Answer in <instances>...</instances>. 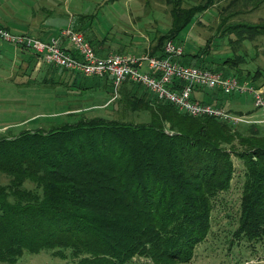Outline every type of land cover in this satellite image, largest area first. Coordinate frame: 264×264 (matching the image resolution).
<instances>
[{
	"label": "trees",
	"instance_id": "obj_1",
	"mask_svg": "<svg viewBox=\"0 0 264 264\" xmlns=\"http://www.w3.org/2000/svg\"><path fill=\"white\" fill-rule=\"evenodd\" d=\"M168 1L170 28L154 38L162 53L150 56H162L166 42L214 0L189 11L178 0ZM228 31L255 41L264 34V21L237 23ZM99 79L105 83L60 85L78 91L101 87L116 100L112 113L119 104L121 113L146 111L149 119L80 114L75 122L0 135V262L17 264L23 256L46 253L54 264H188L202 244L212 242L213 254L222 249V232V256L229 263L261 262L259 126L190 117L149 100L133 82L114 90L110 78Z\"/></svg>",
	"mask_w": 264,
	"mask_h": 264
},
{
	"label": "rangeland",
	"instance_id": "obj_2",
	"mask_svg": "<svg viewBox=\"0 0 264 264\" xmlns=\"http://www.w3.org/2000/svg\"><path fill=\"white\" fill-rule=\"evenodd\" d=\"M205 3H208V0H178L179 8L186 11ZM169 4L168 0H0V25L8 27L12 34L38 37L39 33H36L32 22L37 23V26L44 24L43 28L55 32L68 26L70 19L78 23V18L85 16L80 24H83L88 33L84 35L86 41L92 43L91 39L96 38V33L97 38L106 42L108 53L141 56L146 54L143 51L145 39L142 33L154 37L167 32L170 27ZM204 9V12L196 14L173 40L183 48L185 55H198L199 60L189 57L188 60L194 62L184 63L212 69L225 76L234 75L264 93V34L255 41H241L232 34L229 36L228 31L237 23L247 22L255 25L263 22L264 0H214L211 6ZM18 48L0 39V135L9 131L16 134L21 130L47 129L66 121L75 122L82 117L80 114L88 117L104 116L107 113L113 115L112 119H116L119 113L123 114L119 104L116 113L115 109L113 113L110 111L109 108L116 104V100L111 98L110 93L105 94L101 87L88 91L66 88L60 85V82L67 79L68 72L47 66L52 68L48 75L47 68L42 63L36 68L37 60L30 55H22L25 61L23 64L21 53L26 50ZM227 61H236L238 66L229 65ZM52 75L53 79L50 78ZM45 76H49L46 79L47 85L43 83ZM77 76V83L85 81V86L105 83L103 79ZM25 82L29 85H22ZM204 90L206 92L209 89ZM219 96V104L214 105L237 116L256 117L252 120L257 121L254 124L264 133V114L254 106L251 96H228L221 93ZM147 97L151 101L164 104L150 93ZM199 98L203 100L202 97ZM228 104L231 111L227 108ZM123 117L132 122H145L149 119V113L126 112ZM223 235L222 232V240L218 238L222 241V249L213 254L212 242L202 244L197 248L195 258L188 264H233L229 263L226 255L222 256L226 248V238H223ZM209 239L217 240L213 235ZM226 252L232 253L227 250ZM45 254L23 256L17 264H54L55 261ZM260 261L252 259L241 264H264V259Z\"/></svg>",
	"mask_w": 264,
	"mask_h": 264
},
{
	"label": "built area",
	"instance_id": "obj_3",
	"mask_svg": "<svg viewBox=\"0 0 264 264\" xmlns=\"http://www.w3.org/2000/svg\"><path fill=\"white\" fill-rule=\"evenodd\" d=\"M0 39L33 52L46 67L59 68L84 78L108 77L114 90L126 81L133 82L158 101L190 117H209L233 127L252 123L246 116H237L214 104L196 100L194 92L201 89H217L228 96H251L254 106L264 114L262 90L234 75L225 76L177 62L176 58L181 57L184 50L173 41L166 42L162 56L108 53L101 57L83 34L73 28L62 30L48 41L26 34H12L0 28ZM62 39L71 43V52L61 46Z\"/></svg>",
	"mask_w": 264,
	"mask_h": 264
},
{
	"label": "crops",
	"instance_id": "obj_4",
	"mask_svg": "<svg viewBox=\"0 0 264 264\" xmlns=\"http://www.w3.org/2000/svg\"><path fill=\"white\" fill-rule=\"evenodd\" d=\"M82 17V16H81ZM83 19L84 18H78V20H77V22L78 23H74L71 19H70V21H69V25L68 26H66V27H64L63 29H59L58 31H55V32H53V31H51V30H49V29H46V28H43L42 26H44V24L42 25V24H40L39 26H37L38 24L37 23H35V22H32V26H34L35 27V31H36V33H39V35H38V37L37 36H34V37H37L38 39H41V40H45V41H48V40H51V39H53L54 37H55V35H57L58 33H59V31H61V30H64V29H67V28H73V29H75L76 31H79V32H81L82 34H88V33H86V29L84 28V26H83V24L81 23L80 24V22H82L83 21ZM86 23H88L87 21H85ZM37 24V25H36ZM1 28H3V27H1ZM38 28H40V29H38ZM169 28L170 27H168L167 28V30L166 31H168L169 30ZM81 30V31H80ZM34 31V32H35ZM93 31V30H92ZM92 33H95V32H92ZM98 34V33H97ZM143 34V38L145 39V45H144V49H143V51H144V53H146V54H149V53H154V54H156V55H159V54H161L162 53V51H158V50H156V42H155V40H154V38H156L157 36H154V37H152L151 35H145L144 33H142ZM95 35V39H91V42H92V44H93V46L95 47V49H96V52H97V54L99 55V56H101V57H104L105 55H107L108 54V51L109 50H107V45L105 44L106 42H103V46H105V47H103V46H101V47H97L96 48V45H99L98 44V42H99V38H97V35H96V33L94 34ZM90 39V38H89ZM61 46L65 49V50H68V51H72L73 50V47H72V45H71V43L69 42V41H67L66 39H62V41H61ZM18 47L16 46V49H17ZM109 49H110V47H108ZM20 48H18V50H19ZM159 49V48H158ZM161 52V53H160ZM110 53V52H109ZM130 53V52H129ZM22 55L23 56H25V55H30V57H33V58H35V60H37V66H36V68L40 65V63H42L40 60H39V58L38 57H36V56H34L33 54H30V53H28V52H26V51H23L22 53H21V59L23 60V64H24V57L22 58ZM184 55V56H183ZM183 55L181 56V57H178V58H176V60H178L179 62H186V61H188V62H186V63H193L194 61H192V60H188V58L189 57H193L194 55H196V54H188V55H185V52H183ZM186 56H188V57H186ZM187 58V59H186ZM193 59V58H192ZM193 60H196V59H193ZM197 60H199V59H197ZM188 64V65H189ZM43 65V64H42ZM44 66V65H43ZM44 67H46V66H44ZM47 68V67H46ZM50 69H52V68H47V70H46V72L48 73V75H49V73H50ZM66 74V73H65ZM66 76H67V79L66 80H64V81H61V82H68L69 84H75V85H77V84H79V83H77V81H76V76L77 75H73V74H66ZM47 77H49V76H45V79H47ZM53 75L50 77L51 79H53ZM78 77V76H77ZM56 78H59V77H56ZM89 79V78H88ZM91 79H99V78H91ZM55 81H57V80H55ZM243 82V81H242ZM219 93H221L219 90H217V89H215V90H206V92H205V90L204 89H201V90H196L195 92H194V98L197 100H200V101H202V102H205V103H209V104H216L217 103V100H219V98H220V96H219ZM222 94V93H221ZM199 97H202L203 98V100H201ZM205 98H207V100L208 101H206V99ZM217 104H219V103H217ZM224 103H222V107H224V105H223ZM230 104H228V106H227V108H228V110H230L231 111V108H230V106H229ZM226 108V109H227ZM247 117V116H246ZM248 119H250V122H252V123H254V122H257L256 120H252V119H256V117L255 118H252V117H247Z\"/></svg>",
	"mask_w": 264,
	"mask_h": 264
}]
</instances>
